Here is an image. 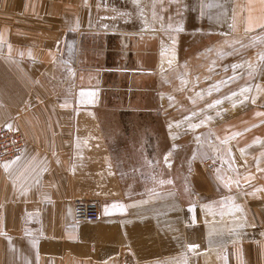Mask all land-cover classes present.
I'll return each mask as SVG.
<instances>
[{"label":"crops","instance_id":"0c3cea01","mask_svg":"<svg viewBox=\"0 0 264 264\" xmlns=\"http://www.w3.org/2000/svg\"><path fill=\"white\" fill-rule=\"evenodd\" d=\"M132 1L137 12L161 10L163 18L130 36L108 16L106 0H0V128L19 125L26 144L0 164V264H165L189 253L194 264H264V143L254 137L264 134V57L251 105L215 133L222 141L243 133L250 165L235 193L224 170L210 176L201 169L204 134L187 143L182 132L164 133L159 154L152 127L109 129L150 127L154 117L172 123L157 110L171 105L164 83L178 69L175 35L263 33L264 0H164L159 10L155 0ZM111 93L119 96L115 117L75 115L103 107ZM123 109L131 117L120 116ZM97 179L108 184L96 186ZM76 197L98 199L100 218L75 221ZM225 200L239 228H220L223 234L198 244L208 215L216 223L230 217L220 210Z\"/></svg>","mask_w":264,"mask_h":264},{"label":"rangeland","instance_id":"374dc122","mask_svg":"<svg viewBox=\"0 0 264 264\" xmlns=\"http://www.w3.org/2000/svg\"><path fill=\"white\" fill-rule=\"evenodd\" d=\"M134 1L138 2V0ZM106 2L108 5V16L112 17L114 21L119 20L123 22L124 33H129L130 36L132 33L148 32V28L142 27L143 23L147 24L148 21L158 22L163 18V12L159 8H162L164 0H155L156 9L160 12L151 13L142 9L140 12H137V7L133 5L135 3L132 0H106ZM139 3L142 6L143 4H147V0H139ZM117 4L119 6L115 7ZM115 8L118 9V12H115ZM178 16L179 12L177 8L176 12L173 11L171 15L173 23L178 21ZM137 22L141 26L139 29L137 28ZM173 32L178 34L179 30L173 29ZM175 36L178 38V43L175 46L176 53H179L176 60L178 69L175 72V76L170 78V82L164 83L166 89L164 96L171 105L164 110H157L158 114L164 111L163 116L172 117V123L161 124L156 117L152 116L154 117L153 122L155 125L152 124L150 127H148L149 125L144 126L139 121V125L124 123L118 126L109 125V129L112 132H139V130L143 131L145 128L149 130L152 127L156 131V144L157 146L158 144L160 145L158 147L159 154L167 147L164 133L168 134L167 132L171 131L174 134H179L182 132V136L187 139V143L195 142L201 133L204 134L207 144L205 142L203 146L202 154L204 156L199 162L201 169L210 176L211 174H216L219 169L224 170L225 180L231 188H228V192L235 193L239 189L238 186L236 187L238 176L250 165L248 154L243 150L241 145L244 142L243 133L240 132V136H236V133L224 141L218 140L215 133L224 125L223 123L232 117H240L247 110L246 107L251 105L253 95H251L250 89L252 85L255 86L257 84H255L258 79L257 71L261 65V58L264 57V32L260 34L239 33L231 35L224 34V32L203 30L198 33L184 34L183 38L179 35ZM161 85L163 86V84ZM118 97L114 93L107 94V99L105 98V103L102 104L103 107H98L95 110L80 108L77 112L75 111V115L115 117L118 115L117 110L111 107L115 106V101ZM92 98L99 100L95 96ZM126 99L127 96H124V100ZM84 103L85 101H80V104ZM119 115L124 118L127 116L131 117V112L129 109H123L120 110ZM139 116V112L133 113V117L137 118ZM14 126L4 125L1 126L0 130L11 127L20 131L24 140V152L26 144L22 129L19 125ZM256 136L263 139L262 143H264V134L260 135V133H257L254 137ZM177 145L178 147H182L184 143H178ZM162 154L155 158L156 161L160 157L161 162L158 169H163L164 157ZM165 164L168 165L167 161ZM209 165H213V168L209 169ZM136 178L133 177L134 180ZM93 184L99 186L101 184H108V182L97 179ZM88 191H90L92 196L99 197L101 190L91 189ZM220 210L224 214H231L230 217L226 218L224 223H216L212 222V216L208 215L205 218V223L198 227L197 234L200 239L198 244L202 243L203 238L204 241L206 238H212V234L218 232V230L223 234L224 231L230 232L239 228L240 224L236 220V215L239 217V214L237 210L235 212L233 205L228 200L223 202ZM223 239L228 240L230 236L225 235ZM194 263L195 256L189 253L187 257L180 261L172 260L165 264Z\"/></svg>","mask_w":264,"mask_h":264},{"label":"built area","instance_id":"2783aa9c","mask_svg":"<svg viewBox=\"0 0 264 264\" xmlns=\"http://www.w3.org/2000/svg\"><path fill=\"white\" fill-rule=\"evenodd\" d=\"M24 149V140L15 128L0 130V163L17 158ZM213 165H209L212 169ZM73 218L75 221H96L101 216V203L93 197H80L73 200Z\"/></svg>","mask_w":264,"mask_h":264},{"label":"bare ground","instance_id":"6f19581e","mask_svg":"<svg viewBox=\"0 0 264 264\" xmlns=\"http://www.w3.org/2000/svg\"><path fill=\"white\" fill-rule=\"evenodd\" d=\"M129 34V33H128ZM16 129V128H15Z\"/></svg>","mask_w":264,"mask_h":264}]
</instances>
